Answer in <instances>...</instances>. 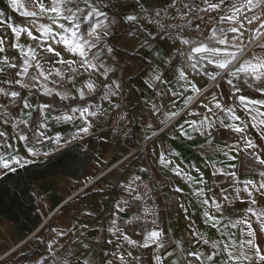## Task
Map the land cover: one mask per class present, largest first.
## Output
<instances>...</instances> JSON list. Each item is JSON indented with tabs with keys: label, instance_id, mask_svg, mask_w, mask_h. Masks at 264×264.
<instances>
[{
	"label": "snow or ice",
	"instance_id": "snow-or-ice-1",
	"mask_svg": "<svg viewBox=\"0 0 264 264\" xmlns=\"http://www.w3.org/2000/svg\"><path fill=\"white\" fill-rule=\"evenodd\" d=\"M2 4L0 181L54 158L71 168L112 110L131 124L126 59L141 61L133 67L150 92L136 119L150 164L132 172L135 155L106 158L116 179L100 189L113 202L98 235L69 220L51 239L34 234L43 251H22L24 261L264 264V0ZM152 161L165 171L159 191L144 182Z\"/></svg>",
	"mask_w": 264,
	"mask_h": 264
},
{
	"label": "crops",
	"instance_id": "crops-1",
	"mask_svg": "<svg viewBox=\"0 0 264 264\" xmlns=\"http://www.w3.org/2000/svg\"><path fill=\"white\" fill-rule=\"evenodd\" d=\"M122 39L123 35L121 34L115 37L117 41ZM117 46L119 47L120 45L118 44ZM130 52L131 49L128 50V53ZM126 64L129 75L125 78L124 88L125 95L128 98L127 105L129 109L135 108V111L131 113L133 120L137 118L142 99L150 95V92L143 88V77L140 76L137 68L133 67V65L139 66L141 64L138 57L126 59ZM138 97L141 98L139 102ZM108 123L107 118L103 122L104 126L99 128L94 136L88 138V143L85 145L83 152L90 154V160L81 177L74 178L57 175L38 180L31 185L30 191L35 198L36 212L39 214L41 218L40 224H42V227L37 232L25 235L10 221L0 223V264H5V262L7 264H29L28 261L23 260V256L20 254L22 251L29 257L32 256L33 252L43 251V246L35 239L34 234L42 232L44 239H51L52 235H54L51 229H63L69 223V220L72 225L77 226L78 231H86L87 238L90 239L98 235V226L104 223V217L110 213L113 202V197L107 191L101 192L100 189H107L116 179L115 176L107 172L106 158L117 162L116 158L123 154L121 149H113L114 143L107 130ZM134 132L136 135H134L133 143H136L140 137L139 127H136ZM158 139H163L164 143L170 147L176 143L169 142L167 138L162 137V134ZM180 151L182 152L180 159H184L185 162L191 159L190 153L186 148H181ZM94 163L95 167H93ZM149 164L148 154L146 152L142 153L136 156V161L131 171L137 172L138 165ZM149 174L160 180V178L165 176V171L152 161L146 176H149ZM89 176L99 178L89 183L87 180ZM96 185H99V189ZM114 191L119 192V189H115ZM69 197L73 199L69 200ZM76 197L79 198L76 199ZM97 205H99V209H97ZM87 210H97V215L95 217H87L83 214ZM176 211L174 208V217ZM42 213H47V215L45 216ZM83 224L89 225V228L87 230L79 228ZM173 224H175V218L173 219ZM77 234V231H72L66 239L62 240V243L68 244L76 238Z\"/></svg>",
	"mask_w": 264,
	"mask_h": 264
},
{
	"label": "trees",
	"instance_id": "trees-1",
	"mask_svg": "<svg viewBox=\"0 0 264 264\" xmlns=\"http://www.w3.org/2000/svg\"><path fill=\"white\" fill-rule=\"evenodd\" d=\"M74 154L78 160L71 168L62 166L54 158L51 163L39 162L26 171L21 170L18 174L0 181V223L10 221L23 234L33 233L40 225L41 218L36 212L35 198L30 191L31 185L38 180L57 175L81 177L89 163L90 154L79 148Z\"/></svg>",
	"mask_w": 264,
	"mask_h": 264
},
{
	"label": "built area",
	"instance_id": "built-area-1",
	"mask_svg": "<svg viewBox=\"0 0 264 264\" xmlns=\"http://www.w3.org/2000/svg\"><path fill=\"white\" fill-rule=\"evenodd\" d=\"M124 107L129 109L127 104ZM122 111L123 109H121L120 112H117L116 110H112L110 111L108 115L109 123L107 126V130H108L109 136H111V139L114 143L113 149L114 150L121 149L123 151V154L120 157L124 155H130V154L138 156L142 153H145L144 151L145 142L142 137L140 126L136 123L137 118L133 119L131 124H128L126 120L121 121L120 114L122 113ZM117 124H119L120 126L118 127ZM124 125H127V127L133 131L136 129V127H139L140 137L136 143H133L134 135H129L128 137L124 136V130H125ZM116 163H119V161H117ZM149 181H151V184L153 185L154 190H157V191L160 190L159 179H156L155 177L149 174V176L144 177V182L147 183ZM161 200H163L162 196H161ZM41 227H42V224H40L33 231V233L37 232Z\"/></svg>",
	"mask_w": 264,
	"mask_h": 264
},
{
	"label": "rangeland",
	"instance_id": "rangeland-1",
	"mask_svg": "<svg viewBox=\"0 0 264 264\" xmlns=\"http://www.w3.org/2000/svg\"><path fill=\"white\" fill-rule=\"evenodd\" d=\"M1 6H3V4H2V0H1ZM12 15L15 17V19H16L17 21H19V20L21 19V18L19 17L18 13H13Z\"/></svg>",
	"mask_w": 264,
	"mask_h": 264
}]
</instances>
